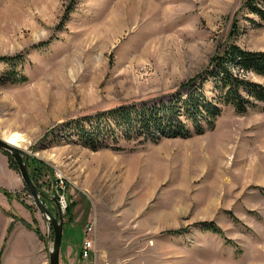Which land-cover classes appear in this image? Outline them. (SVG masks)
I'll use <instances>...</instances> for the list:
<instances>
[{
	"label": "rangeland",
	"instance_id": "374dc122",
	"mask_svg": "<svg viewBox=\"0 0 264 264\" xmlns=\"http://www.w3.org/2000/svg\"><path fill=\"white\" fill-rule=\"evenodd\" d=\"M246 1L0 0V58L20 55L0 62V140L24 138L40 200L55 217L53 198L60 205L59 264H264L263 103L244 114L222 107L199 135L145 143L90 148L69 129L116 106L164 107L200 91L231 45L263 52L264 26ZM230 72L264 87L262 75ZM50 227L0 149V264H49Z\"/></svg>",
	"mask_w": 264,
	"mask_h": 264
},
{
	"label": "trees",
	"instance_id": "16d2710c",
	"mask_svg": "<svg viewBox=\"0 0 264 264\" xmlns=\"http://www.w3.org/2000/svg\"><path fill=\"white\" fill-rule=\"evenodd\" d=\"M246 7L257 17L258 21L251 20L252 23L255 26H264V0H247ZM19 56L2 57L0 62L15 61ZM210 64L214 69L206 73L201 90L195 91L191 88L192 91L186 98L177 96L164 107H137L134 104L116 106L76 119L69 124V129L83 145L90 148L110 147V143H118L120 139L141 138V142L145 143L164 136L199 135L204 132V128L214 127L222 107L228 106L234 112L244 114L248 107H255L252 101L264 104V87L232 76L230 72L231 67L264 76V51H242L231 45L222 54L215 55ZM5 77L10 76L6 74ZM11 79L18 83L26 80L22 75H13ZM208 79H211L210 84L213 85L212 98H207L204 92V84ZM202 122L206 126H202ZM192 126L195 128L194 132L191 131ZM208 229L210 233H220L219 228L214 225Z\"/></svg>",
	"mask_w": 264,
	"mask_h": 264
},
{
	"label": "water",
	"instance_id": "95a60500",
	"mask_svg": "<svg viewBox=\"0 0 264 264\" xmlns=\"http://www.w3.org/2000/svg\"><path fill=\"white\" fill-rule=\"evenodd\" d=\"M0 149L3 151L8 152L12 155L19 167L20 175L23 180V183L27 187L28 191L30 192L31 196L33 197V201L37 211L41 214L44 218V221L47 224V227L51 229L52 226L54 230V238L52 247L48 251L49 255V264H59V251H60V242H61V235H62V212L60 209L59 203H57L56 199L53 198L54 204H56L57 209V217H55L49 210L45 207V205L40 200L41 192L35 187V185L30 180V177L27 173L26 164L24 159L21 157V149L14 147L7 143L6 141L0 140Z\"/></svg>",
	"mask_w": 264,
	"mask_h": 264
},
{
	"label": "bare ground",
	"instance_id": "6f19581e",
	"mask_svg": "<svg viewBox=\"0 0 264 264\" xmlns=\"http://www.w3.org/2000/svg\"><path fill=\"white\" fill-rule=\"evenodd\" d=\"M141 4H142V2H141ZM5 138H6L5 140L7 141V143H9L10 145L17 147V148L22 147L23 143L25 142L24 138H22V136H20V134H18V133H12V134L6 136Z\"/></svg>",
	"mask_w": 264,
	"mask_h": 264
},
{
	"label": "built area",
	"instance_id": "2783aa9c",
	"mask_svg": "<svg viewBox=\"0 0 264 264\" xmlns=\"http://www.w3.org/2000/svg\"><path fill=\"white\" fill-rule=\"evenodd\" d=\"M61 201L63 202V200H61ZM93 225H94V223H92L89 226H87L86 230L88 232H91V229H93ZM91 247H92V242L90 241V239H88L87 241L84 242L83 250L81 251V255H80V257L82 259L85 260V259H87L89 257Z\"/></svg>",
	"mask_w": 264,
	"mask_h": 264
},
{
	"label": "crops",
	"instance_id": "0c3cea01",
	"mask_svg": "<svg viewBox=\"0 0 264 264\" xmlns=\"http://www.w3.org/2000/svg\"><path fill=\"white\" fill-rule=\"evenodd\" d=\"M2 168H4V170H3L4 174H7L8 172H10V170L8 171V169L6 168V166H4L3 164H2ZM10 173H12V172H10Z\"/></svg>",
	"mask_w": 264,
	"mask_h": 264
}]
</instances>
